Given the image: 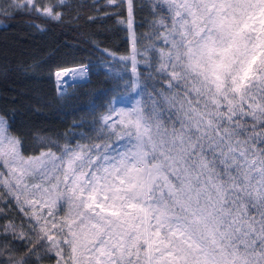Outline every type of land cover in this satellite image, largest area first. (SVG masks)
<instances>
[{
	"label": "snow or ice",
	"instance_id": "1",
	"mask_svg": "<svg viewBox=\"0 0 264 264\" xmlns=\"http://www.w3.org/2000/svg\"><path fill=\"white\" fill-rule=\"evenodd\" d=\"M170 8L164 42L169 89L178 91L169 103L182 118L169 126L137 111L128 122L134 140L69 150L72 175L60 181L74 206L67 232L53 222L57 240L41 228L57 264L60 245L71 264H264V0H173ZM79 71L57 75L66 83ZM5 141L0 159L13 187L27 188L33 172L59 179H49L65 168L53 154L17 167L18 142Z\"/></svg>",
	"mask_w": 264,
	"mask_h": 264
},
{
	"label": "trees",
	"instance_id": "2",
	"mask_svg": "<svg viewBox=\"0 0 264 264\" xmlns=\"http://www.w3.org/2000/svg\"><path fill=\"white\" fill-rule=\"evenodd\" d=\"M34 2L41 10L54 9L60 18L35 9L0 13V118L8 136L18 142L21 158L29 161L51 153L59 167L69 150L114 142L123 146L134 140L128 123L134 116L126 0ZM133 5L142 114L171 126L182 118L169 103L178 90L169 89V49L164 42V26L174 18V10L164 0H133ZM84 65H89V81L59 96L55 72ZM116 101L129 106L127 117L110 127L106 118L113 115ZM15 183L0 159V264H57L56 250L41 238L45 232L50 235L53 222L69 221L74 212L70 193L54 192L57 214L44 220L35 213L33 195L23 186L13 187Z\"/></svg>",
	"mask_w": 264,
	"mask_h": 264
},
{
	"label": "rangeland",
	"instance_id": "3",
	"mask_svg": "<svg viewBox=\"0 0 264 264\" xmlns=\"http://www.w3.org/2000/svg\"><path fill=\"white\" fill-rule=\"evenodd\" d=\"M165 1L169 2L170 4L173 2V0H165ZM176 2H181V0H176ZM25 3H27V0H0V13L9 14L12 11L17 10V9H35L40 14L51 18L45 11L46 9L41 10L39 7L35 5L34 0H31V3H27L26 7L24 6ZM13 5H19V6L16 7ZM3 26L4 24L0 20V28ZM73 84H70L69 86ZM127 107L129 106L127 104H124L121 101L115 102L114 103V113L112 116H109L106 118V123L110 127L117 126L118 122L122 121L123 119L127 117V111H126ZM134 108H135V103H134ZM0 121H3V120L0 118ZM5 137L7 138V140H13L12 138L8 136L7 127H6L5 122L3 121V123L0 124V141H4ZM10 147L11 146L8 145L6 141L0 144V150L6 151ZM15 152L17 154L16 166L24 167L25 165L22 164V161H25V160L21 158L17 144L15 146ZM70 154L71 152L67 153L63 158V165L65 166L64 170H61L59 172L49 173V179H51L52 175H56L59 178L58 180H51V182H49V180L41 179L40 176L36 172H33L29 176H26L22 182L23 184L28 185L26 190L29 191L33 195L34 210H35V213L38 216H40L41 219H44V220L52 219L57 214L58 206L52 202V198H51L52 195H54V192L56 193L57 189L64 194L68 193L65 190V183L60 182V181L64 180V171L67 170V160H68V155ZM67 172H68V176L71 178V175H72L71 170H67ZM36 185H40L41 188L52 189V191L49 194H45L43 191H36V188H35ZM68 187L70 188L71 184H68ZM49 212H51L50 216H49ZM55 223L57 225V228H63L64 232H65V229L67 230L62 220L57 221ZM50 235H53V237H59L61 240L64 238L63 236L57 234L56 228L51 229ZM62 256H63L62 264H71V252H70V249L65 245H63Z\"/></svg>",
	"mask_w": 264,
	"mask_h": 264
},
{
	"label": "bare ground",
	"instance_id": "4",
	"mask_svg": "<svg viewBox=\"0 0 264 264\" xmlns=\"http://www.w3.org/2000/svg\"><path fill=\"white\" fill-rule=\"evenodd\" d=\"M128 41L130 46V52H131V73L133 77V92H134V100H135V110L136 112H141L140 109V100H139V78H138V66H137V58H136V34H135V20H134V11H133V5L132 0H128ZM3 23V22H2ZM4 24V23H3ZM68 69H74V70H80L79 75L74 77L71 80H68L66 83H64V77L63 73L61 72V75L55 74L56 77V87L59 92V94H65L67 92V87L70 84L73 83H80L85 82L89 79V71L87 66H78ZM60 71V70H59Z\"/></svg>",
	"mask_w": 264,
	"mask_h": 264
}]
</instances>
